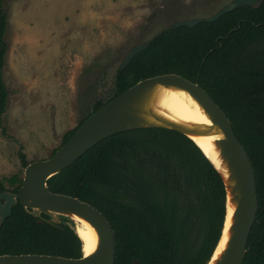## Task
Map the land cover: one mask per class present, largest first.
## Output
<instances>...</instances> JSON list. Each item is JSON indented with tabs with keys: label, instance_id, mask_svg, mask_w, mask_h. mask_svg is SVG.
Masks as SVG:
<instances>
[{
	"label": "trees",
	"instance_id": "1",
	"mask_svg": "<svg viewBox=\"0 0 264 264\" xmlns=\"http://www.w3.org/2000/svg\"><path fill=\"white\" fill-rule=\"evenodd\" d=\"M0 0V116L7 89L3 66L7 15ZM127 65L115 70L111 96L96 98L60 145L93 111L140 79L177 73L197 82L231 121L255 174L257 210L242 264H264V0L242 5L213 21L169 25ZM59 145V146H60ZM58 148V147H57ZM56 148L52 151H54ZM51 153V154H52ZM24 167L28 161L19 151ZM17 173L0 178L16 192ZM51 191L90 203L115 235L113 264H204L220 234L224 186L210 161L186 135L146 127L112 134L47 179ZM29 214L17 201L0 224V254L81 255L70 219L58 223Z\"/></svg>",
	"mask_w": 264,
	"mask_h": 264
},
{
	"label": "rangeland",
	"instance_id": "2",
	"mask_svg": "<svg viewBox=\"0 0 264 264\" xmlns=\"http://www.w3.org/2000/svg\"><path fill=\"white\" fill-rule=\"evenodd\" d=\"M232 0H4L7 43L0 178L57 148L96 98L111 96L129 49L163 28L207 19Z\"/></svg>",
	"mask_w": 264,
	"mask_h": 264
},
{
	"label": "water",
	"instance_id": "3",
	"mask_svg": "<svg viewBox=\"0 0 264 264\" xmlns=\"http://www.w3.org/2000/svg\"><path fill=\"white\" fill-rule=\"evenodd\" d=\"M263 0H232L216 12L208 21H213L225 12L242 5L258 7ZM201 19L191 18L178 25L193 26ZM150 40L132 46L125 54L120 68L143 50ZM167 87L187 92L203 109L210 123L179 122L167 118L154 108L155 96L159 88ZM163 127L176 130L189 139L193 135L216 134L213 143L218 151L219 165H216L191 139L210 161L219 174L225 191L224 216L219 237L211 254L204 264H242L249 232L255 220L257 193L255 174L251 160L243 145L234 133L231 121L197 82L177 73H163L138 80L124 91L101 105L75 129L62 145L50 156L29 161L23 168L22 182L16 192L0 190V224L10 214L11 207L19 201L31 215L46 221L58 223L61 218L74 216L88 222L96 232L94 249L84 254L81 240V255L65 257L54 254L18 253L0 254V264H113L115 256V235L104 214L90 203L78 197L51 191L47 179L56 174L100 140L117 132L146 128ZM232 209L227 237L223 248L213 257L215 248L222 236L227 209ZM134 264H140L133 260Z\"/></svg>",
	"mask_w": 264,
	"mask_h": 264
},
{
	"label": "bare ground",
	"instance_id": "4",
	"mask_svg": "<svg viewBox=\"0 0 264 264\" xmlns=\"http://www.w3.org/2000/svg\"><path fill=\"white\" fill-rule=\"evenodd\" d=\"M154 108L160 114L169 119L188 122V123H206L209 124L210 120L204 113L199 104L185 91L180 89H173L161 87L158 89ZM217 138L216 134L211 135H193L191 139L203 150V152L216 164L219 165L218 151L213 143ZM232 209L228 207L225 217L222 236L213 253L214 258L217 253L223 248L224 242L227 237V228L230 223ZM75 230L81 240L83 241V252L87 254L91 252L97 241V235L93 227L85 220L74 216Z\"/></svg>",
	"mask_w": 264,
	"mask_h": 264
}]
</instances>
